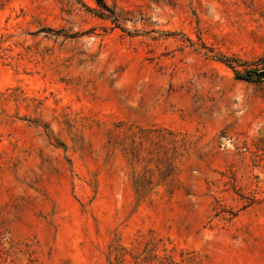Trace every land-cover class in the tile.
<instances>
[{
    "label": "rangeland",
    "instance_id": "rangeland-1",
    "mask_svg": "<svg viewBox=\"0 0 264 264\" xmlns=\"http://www.w3.org/2000/svg\"><path fill=\"white\" fill-rule=\"evenodd\" d=\"M261 70L264 0H0V264H264Z\"/></svg>",
    "mask_w": 264,
    "mask_h": 264
},
{
    "label": "trees",
    "instance_id": "trees-1",
    "mask_svg": "<svg viewBox=\"0 0 264 264\" xmlns=\"http://www.w3.org/2000/svg\"><path fill=\"white\" fill-rule=\"evenodd\" d=\"M91 10H94L95 12H97L99 16H102V14H104L101 11H98V9H91ZM255 74H256V71H252L250 73H247L246 75H239V78L245 79V80H253V78L255 77Z\"/></svg>",
    "mask_w": 264,
    "mask_h": 264
},
{
    "label": "water",
    "instance_id": "water-1",
    "mask_svg": "<svg viewBox=\"0 0 264 264\" xmlns=\"http://www.w3.org/2000/svg\"><path fill=\"white\" fill-rule=\"evenodd\" d=\"M255 76L258 78H264V70L256 72Z\"/></svg>",
    "mask_w": 264,
    "mask_h": 264
}]
</instances>
